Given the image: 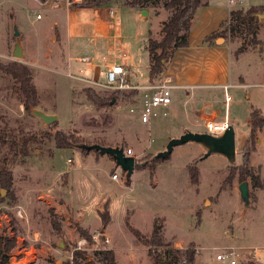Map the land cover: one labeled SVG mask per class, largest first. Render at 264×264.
I'll return each instance as SVG.
<instances>
[{
  "label": "rangeland",
  "instance_id": "374dc122",
  "mask_svg": "<svg viewBox=\"0 0 264 264\" xmlns=\"http://www.w3.org/2000/svg\"><path fill=\"white\" fill-rule=\"evenodd\" d=\"M225 1L210 0V4L223 6ZM234 1L237 5L233 8L242 10L264 3V0ZM63 5L62 2L60 8ZM52 10L50 5L41 6L33 0H0V62H23L25 55L23 60L15 59L13 51L17 42L26 41L30 54L23 63L31 68L39 91L38 110L58 116V126L54 128L27 113L12 90L10 77L0 72V130L38 135L45 131L74 132L91 145L98 142L103 143L101 146L122 148L124 152L130 149L139 167L126 180L107 155L86 154L76 148L56 149L53 142L41 150L33 148L24 163L11 167L12 187L8 190L0 184V235H15L18 240L9 264H68L77 241L82 238L79 227L91 237L94 234L98 237L97 242L92 238L82 245L89 260L97 246L112 249L117 264H151L148 247L127 228V221L147 237L156 221L163 239L171 246L182 251L194 249L195 264H227L216 255L228 248L238 254L236 264H264L252 256L255 248H260L256 256L264 261L261 250L264 249V128L251 144L247 124L252 108L264 114V12L255 14L258 28L254 33L245 26L243 34H226L217 40L229 47L232 83L239 85L244 80L245 86L228 88L231 99L227 104L223 89L195 91L203 96L194 100L209 99L215 103L218 119L213 123L221 125L226 119L233 129L235 160L230 165L220 155L203 159L204 148L193 142L174 147L169 158L153 163L157 148L166 146L168 137H179L176 133L180 126L198 133L206 130L195 124L190 110H187L190 124L187 123L186 115L173 102L165 109L167 116L156 117L148 124H141L138 114L130 112L135 107L133 99L112 98L114 101L97 110L82 92L92 86L70 79L62 67L66 59L63 40L49 24ZM108 10L113 11L115 25L123 31L126 46L135 52L139 62V71L132 81L137 78L144 85L145 33L150 27L152 36L160 39L161 24L170 12L158 3L141 10V18L146 20L142 21L130 8L115 2ZM38 14L41 20H37ZM15 27L20 37L14 36ZM22 32L27 35L22 36ZM86 42L81 41L84 51L75 49L74 55H89ZM99 83H107L105 74L100 76ZM93 89L104 99L113 93L99 87ZM121 92L128 94L130 90ZM5 152L6 149L0 148V159ZM81 157L87 160L84 162ZM190 167L198 171L196 180L190 179ZM239 168L254 177L240 176ZM113 174L118 176L117 181L112 180ZM242 182L248 183L247 207L238 190ZM82 220L91 231L82 226ZM102 220L108 221L105 228ZM52 221H56V226ZM101 233L108 242L100 239Z\"/></svg>",
  "mask_w": 264,
  "mask_h": 264
},
{
  "label": "trees",
  "instance_id": "16d2710c",
  "mask_svg": "<svg viewBox=\"0 0 264 264\" xmlns=\"http://www.w3.org/2000/svg\"><path fill=\"white\" fill-rule=\"evenodd\" d=\"M46 1V0H42ZM208 0H82L76 6L79 9H97L101 7H109L112 2L118 3L120 7L130 9L144 10L149 7H154L158 3H162V8L170 12L169 18L161 24V38L156 39L151 34L149 35L145 50L148 55V83H159L162 80V75L166 70V66L171 61L174 53L188 45V35L191 30L192 20L197 10L207 4ZM264 12V6H252L246 10L237 9L231 10L229 19L222 22L218 31L212 33L204 40V43H212L215 38L225 37L226 34L237 35L243 34V28L247 26L248 32L254 33L257 26V18L255 14ZM157 14V12H156ZM241 51V50H238ZM0 72L10 77L12 81V90L18 97L27 113H32L34 109H38L40 105L39 91L34 84L32 70L29 66L20 61L9 63L0 62ZM86 100L90 102L97 110L105 107L112 98L132 99L136 95V90H130L128 94L121 91H113L112 96L104 99L101 98L93 88H84L82 90ZM248 138L251 144L256 141V135L264 128V114L252 108L248 119ZM58 122L52 125L57 127ZM54 143L56 149H73L76 148L82 153H97L94 151L87 152L80 145L86 143L80 136L74 132L58 131L52 134L45 131L42 134H24L14 133L7 129L0 130V148L6 149V152L0 159V184L5 189H10L13 183L11 167L24 163V159L31 156L33 148L43 149L47 144ZM94 144L103 145V143L93 142ZM108 147V146H107ZM112 159L110 156H108ZM169 158V157H168ZM162 160L152 161L153 163ZM139 167L137 164L135 166ZM198 171L194 167L189 168V176L191 180H196ZM124 174V173H123ZM240 176L250 175L249 171L244 168L238 169ZM255 179V178H254ZM257 179V178H256ZM105 228L107 220L101 221ZM53 226H56V221H52ZM127 228L134 234L136 239L148 247V254L151 264H195L196 256L192 247L185 250H179L171 246L169 242L163 239V234L160 225L156 221L153 222V227L150 235L144 236L138 229L133 228L128 221ZM82 238L90 241L92 239L89 232L84 228H77ZM100 239L104 241L103 234H100ZM18 243L15 235H0V264H9L13 249ZM68 264H117L115 253L112 249L100 247L94 251V257L89 260L83 250L75 249L72 253V259Z\"/></svg>",
  "mask_w": 264,
  "mask_h": 264
},
{
  "label": "crops",
  "instance_id": "0c3cea01",
  "mask_svg": "<svg viewBox=\"0 0 264 264\" xmlns=\"http://www.w3.org/2000/svg\"><path fill=\"white\" fill-rule=\"evenodd\" d=\"M263 5L264 3L255 7ZM237 9L239 8L230 6L228 0L225 1L223 6H212L210 0H208L205 6L197 10L192 20L191 30L188 35V45L178 49L174 53L162 75V79H168L178 87L172 92V102L186 115V122L189 124L190 120L187 117V110H190L191 105L200 110H210L212 112V119H218L215 103L212 100H194L196 96H203L200 92L196 93V90H206V88L223 89L224 86H245L244 80L239 85L232 83V65L228 45L218 44V38H215L210 44L204 43L207 37L219 30L222 22L229 19L230 11ZM131 10L134 12L135 17L146 21L141 18L142 12L140 9ZM52 11V14L50 13L49 15V24L52 25L51 29L56 30V32L59 31V35L63 40V53L66 59L62 67L65 68L66 72L75 70L79 73L72 72V74L99 83L100 76L105 74L111 65L121 64L127 72L129 85L138 87L148 85V74L146 84L144 85L139 84L137 78L132 81V77L137 76L136 74L139 71V62L136 59L135 52L126 46L124 41L126 37L123 35L121 28L115 25L114 13L111 10L109 11L108 7L79 9L75 6L65 8L63 5V7ZM150 34L152 35V30L149 27L145 33L143 44L145 52V44ZM25 35L27 34L22 32V36ZM72 40H74V43ZM83 40H87L85 47H88L87 51L90 52L89 55H74L76 50L84 51V46L83 49L81 48V41ZM72 43L74 44V48H72ZM21 46L25 55L23 62L26 63L27 57L30 54L29 44L22 40ZM59 49L62 51L61 47ZM80 58H89V60L87 62L77 61ZM148 65L147 55L146 73L148 72ZM81 74H85V77ZM91 86L92 88L97 87ZM136 92V95L132 99L134 104L138 105L142 92L139 90H136ZM194 122H197V120ZM186 131L187 129L180 126L176 134H178L177 136H181ZM171 138L177 137H168L169 140ZM162 148H157L158 152ZM81 159L84 162L87 160L85 157H81ZM67 162L70 163V160L68 159ZM68 175L72 176L71 174ZM70 178L72 179V177ZM81 222L83 227L88 228L83 223V220ZM91 230L89 229V231ZM105 230L103 229L102 232L104 233Z\"/></svg>",
  "mask_w": 264,
  "mask_h": 264
},
{
  "label": "built area",
  "instance_id": "2783aa9c",
  "mask_svg": "<svg viewBox=\"0 0 264 264\" xmlns=\"http://www.w3.org/2000/svg\"><path fill=\"white\" fill-rule=\"evenodd\" d=\"M37 2L41 6L50 5L52 9H59L60 4L63 2L65 8H69L77 1L82 0H33ZM228 4L230 6H236V2L234 0H228ZM112 14V12H110ZM42 16L40 14L37 15V20H41ZM89 58H80L77 61L79 62H87ZM67 76L70 79L77 80L80 82H84L90 85L97 86L99 88L109 90V91H122V90H139L142 92L141 98L139 100L138 105H135L134 109H131L130 112H136L138 114L139 122L141 124H148L152 119L162 116H167L166 108L172 103V92L174 89L178 88L175 86L170 80L162 79L159 83L148 84L146 86H131L128 83L127 72L123 65L121 64H113L110 68H108L105 72V77L107 83L105 85L99 84L97 82L86 80L81 77H78L72 72L68 71ZM230 87L224 86V101L227 104L230 101V96L227 93V90ZM215 120L211 119L208 121H197L195 122L198 126L206 130V133L211 135L218 136L223 133L225 130L230 128L227 120L224 119L221 125L214 124ZM126 156H133L132 151L130 149L125 150ZM112 180L117 181L118 176L113 174L111 176ZM93 241L97 242L98 237L97 234L92 236ZM86 239L81 238L77 241V246L75 249L83 250L82 245L85 244ZM104 242H108V239L104 238ZM100 247H95L94 249H98ZM255 250L253 251V258L261 262L262 261L254 255ZM73 253V252H72ZM72 253L69 256V260L72 259ZM238 254L232 249L228 248L223 250L221 253L216 255V258L220 261H226L227 264H236V258Z\"/></svg>",
  "mask_w": 264,
  "mask_h": 264
},
{
  "label": "water",
  "instance_id": "95a60500",
  "mask_svg": "<svg viewBox=\"0 0 264 264\" xmlns=\"http://www.w3.org/2000/svg\"><path fill=\"white\" fill-rule=\"evenodd\" d=\"M21 33L15 27L14 36L20 37ZM13 57L15 59L23 60V48L20 42H17L13 51ZM114 101V99H112ZM190 112L193 115L194 119L197 121H208L212 119V112L210 110H199L194 106H191ZM32 113L38 117L45 125L50 126L58 122V116L56 115H48L41 110L34 109ZM188 142H193L199 144L204 148L205 154L203 159L209 157L210 155H220L224 157L227 162L232 165L235 160V137L232 127L225 130L218 136L211 135L206 132L198 133L186 131L184 134L175 139H170L165 146L163 151L156 153L151 161L156 160H166L170 157V154L174 147L186 144ZM79 148L90 152H98L99 155H107L112 158L115 165L121 169L124 173L126 180L130 178L132 175L136 161L133 156H126L123 149L119 147H107L101 146L98 144L86 145L82 144ZM238 190L240 193V197L244 203V207H247L249 204V188L247 182H242L238 186ZM5 192V191H4Z\"/></svg>",
  "mask_w": 264,
  "mask_h": 264
},
{
  "label": "bare ground",
  "instance_id": "6f19581e",
  "mask_svg": "<svg viewBox=\"0 0 264 264\" xmlns=\"http://www.w3.org/2000/svg\"><path fill=\"white\" fill-rule=\"evenodd\" d=\"M258 249H260V248H258ZM258 249H256L255 248V252H254V255L256 256V251L258 250ZM261 250H264V249H261ZM257 257V256H256ZM260 259V258H259ZM261 261H262V259H260ZM262 262H264V261H262Z\"/></svg>",
  "mask_w": 264,
  "mask_h": 264
}]
</instances>
